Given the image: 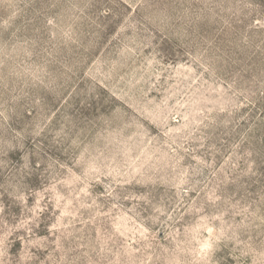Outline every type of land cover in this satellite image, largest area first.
I'll use <instances>...</instances> for the list:
<instances>
[{
  "label": "rangeland",
  "instance_id": "1",
  "mask_svg": "<svg viewBox=\"0 0 264 264\" xmlns=\"http://www.w3.org/2000/svg\"><path fill=\"white\" fill-rule=\"evenodd\" d=\"M0 264H264V0H0Z\"/></svg>",
  "mask_w": 264,
  "mask_h": 264
}]
</instances>
